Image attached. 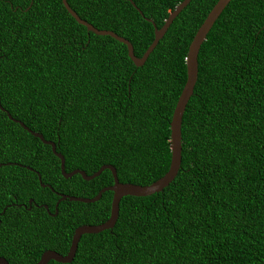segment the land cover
Wrapping results in <instances>:
<instances>
[{
  "label": "trees",
  "instance_id": "trees-1",
  "mask_svg": "<svg viewBox=\"0 0 264 264\" xmlns=\"http://www.w3.org/2000/svg\"><path fill=\"white\" fill-rule=\"evenodd\" d=\"M182 1L68 3L142 57L155 38L146 18L161 28ZM218 1L192 0L136 67L125 44L88 32L62 0H0V257L66 254L78 227L109 219L113 192L62 201L55 216L45 205L55 213L57 193L93 198L114 184L110 170L66 179L52 147L6 111L55 142L67 172L110 164L120 182L150 185L169 171L189 47ZM198 62L177 177L162 192L124 197L115 227L84 234L67 264H264V0H231Z\"/></svg>",
  "mask_w": 264,
  "mask_h": 264
},
{
  "label": "water",
  "instance_id": "water-1",
  "mask_svg": "<svg viewBox=\"0 0 264 264\" xmlns=\"http://www.w3.org/2000/svg\"><path fill=\"white\" fill-rule=\"evenodd\" d=\"M64 6L68 10V12L78 21L79 24L85 26L88 32H93L97 35L101 36H110L117 41L125 44L128 48V55L131 60L134 62L136 67H142L148 60L149 56L155 50L159 42L164 38L167 31L171 27L174 20L178 17V15L190 4L192 0H183L169 15L168 19L165 21L164 25L161 28H158L156 24L153 22L152 19L146 18L149 22H152L155 27V38L146 52L143 54L142 57H138L135 54L133 44L127 40L126 38L120 36L119 34L115 33L111 30H101L96 28L94 25L90 24L89 22L83 20L70 6L68 0H62ZM231 2V0H219L213 9L208 14L205 21L199 27L197 33L195 34L192 43L189 47L188 56L186 58V66H187V82L183 88V91L178 99L176 108L173 113L172 121H171V165L169 171L157 181L151 183L150 185H137L132 183H122L119 180L117 169L110 164L103 165L97 172L92 175H88L85 171L81 169H76L72 172L66 171V159L63 154L57 151V145L55 142L46 140L45 137L39 133L32 131L29 127H27L22 121L14 119L12 115L7 112L8 117L13 120L14 122L19 123L25 130L30 132L33 136L41 139L45 144L50 145L52 147L53 153L61 160V172L62 175L66 179H70L73 176L80 174L84 180L90 181L94 178L100 176L102 172L105 170H110L114 177V184L112 186L105 187L100 190V192L93 198H85V197H78V196H70L63 193H57L59 196V200L56 203V210L55 213H51L49 211L48 205H45V208L48 210L49 214L55 216L58 213V206L62 201L70 200L74 202H82V203H94L99 201L103 194L107 191L113 192V199L111 205V213L109 219L99 225H82L78 227L73 235L72 243L68 253L61 254L55 250H47L45 251L40 260L36 264H48L50 261H56L59 263L67 264L71 263L78 250L79 242L81 237L84 234H98L102 231L113 229L117 223L120 213V203L121 200L126 196H134V197H147L151 196L155 193L162 192L167 186H169L177 177L179 171L181 170L182 166V123L184 113L186 108L189 104L191 97L194 94V89L198 80V73H199V62L198 57L200 53V49L207 39L208 33L214 26L215 22L222 14L224 9L227 5ZM132 4L140 11V9L136 6V4L132 1ZM141 12V11H140ZM142 14V12H141ZM0 107L3 111L5 109L1 105V98H0ZM1 166V164H0ZM30 170V167H28ZM39 180L42 187H46L47 185L42 182L41 176L38 173ZM51 188V187H50ZM53 190V188H51ZM54 191V190H53ZM30 205H32L33 200L29 201ZM5 211V210H4ZM0 264H9L7 259L0 257Z\"/></svg>",
  "mask_w": 264,
  "mask_h": 264
},
{
  "label": "flooded vegetation",
  "instance_id": "flooded-vegetation-1",
  "mask_svg": "<svg viewBox=\"0 0 264 264\" xmlns=\"http://www.w3.org/2000/svg\"><path fill=\"white\" fill-rule=\"evenodd\" d=\"M69 251V250H68ZM68 253V252H67Z\"/></svg>",
  "mask_w": 264,
  "mask_h": 264
}]
</instances>
